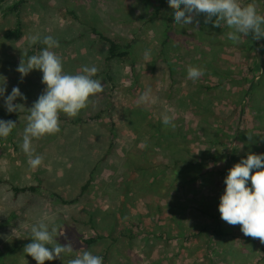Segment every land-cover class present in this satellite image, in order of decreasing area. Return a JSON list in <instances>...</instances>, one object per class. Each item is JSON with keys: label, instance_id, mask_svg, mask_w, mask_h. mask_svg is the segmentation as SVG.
I'll list each match as a JSON object with an SVG mask.
<instances>
[{"label": "rangeland", "instance_id": "rangeland-1", "mask_svg": "<svg viewBox=\"0 0 264 264\" xmlns=\"http://www.w3.org/2000/svg\"><path fill=\"white\" fill-rule=\"evenodd\" d=\"M16 1L9 0L7 3L10 5ZM239 2L241 4L254 2L258 13L264 15L263 0H239ZM137 5L140 6L135 0H26L19 13L23 36L15 42L1 39L3 31L7 27L14 26L15 17L11 15L4 17L0 9V76L6 77L7 81L4 96H0V119L7 120L8 118L9 112L5 108L4 99L11 94L13 87H19L21 93L27 98L21 100L18 97L14 101L17 104H23L25 109L15 112L17 116L13 118V121L17 126L9 136L0 137V250L5 243L14 245L16 240L24 244L31 243L30 229L41 221L48 223L50 228L52 226L58 228L56 242L61 245L71 243L74 250L71 255L74 258L84 251L104 257L102 251L105 245L110 244L109 239L103 240L92 250H86L80 238L84 235L93 236L95 233L107 234L108 226L112 225L113 236L111 237L117 239V242L114 250L103 258V264H109V262L111 264H210L208 258L211 252L209 250H216L223 246L225 249L228 246V239L221 241L213 239L214 242L216 241V246L211 243V248H207V238L204 235L198 241L194 238L185 239L186 224L183 220L187 218V215L178 212L179 214H171L170 218L169 211L163 207V204L158 206L153 201V197L144 198L150 205V208L146 207L143 203L136 202L133 196L126 197L122 189L121 192L117 189V184L107 180L112 174L109 164L113 163L122 169L123 150L129 149V145L134 144L127 139L128 137L133 141L135 137L127 132L123 120L120 121L119 110L127 104H136V101L128 91L132 78L129 63H112L110 73L112 79L107 80L104 75L107 68L103 62L106 46L92 35L91 28L99 27L114 34L115 37L126 38V40H130L131 35L137 32V38L134 39L139 42L137 47L140 49L135 60V70L140 72L141 81L149 89H157L161 86L160 79L165 82V77L161 74L162 70L158 69L162 63L158 65V68L156 67L152 75L146 70L153 64L154 52L163 38L165 20L158 19L141 25V21L137 18L141 15ZM131 8H133L132 18L134 19L127 22L128 17L125 13ZM165 10L167 9H162L161 13L164 14ZM203 17V14L194 17L193 24L176 23V27L168 31L169 37L174 41V48L170 55L175 58V66L183 68L182 71L187 70L190 65H198L200 60L204 59L200 50L207 51V42L213 39L209 38L203 43L195 42L198 38L192 30L200 27ZM217 29L218 33L222 32L224 25ZM224 30L226 33L223 36L216 33L211 34V37H218L221 44L216 45L212 51L213 54L208 55L207 71L229 67L233 71L232 74L241 80L246 74L248 76L259 74L260 71L250 69L255 66L257 59H261V52L255 47H250L251 34L247 37L239 34L241 36L239 43H233L227 37L231 29ZM35 34L41 37L51 35L59 42V47L52 50L61 57L65 73L77 74L83 66H96L101 74L94 79L102 81L104 91L91 97L88 106L82 109L76 117H69L61 112L58 133L45 135L39 139L33 138L34 155H41L43 162L38 168L32 169L27 162V155L21 148L27 124V115L21 112H28L27 109L32 107L46 85L42 83L43 73L41 71L33 70L21 80L16 68L22 58L25 40L29 41V37ZM191 41L193 43H190ZM212 44L214 46V43ZM194 60L198 63L194 64ZM180 75L181 72H178V77ZM254 77L255 81L256 75ZM188 80L183 82H189ZM2 82L0 78V83ZM240 82L239 84L234 83L235 86L227 84L217 89L214 87L215 80L197 79L195 90L201 94H194L192 89H189L188 93L192 94L193 99L202 100V104L198 103L197 107L191 104L190 107V101L186 98L171 109V114L177 117L179 128H182L188 136L185 138L186 136L182 134L176 137V141L180 144H186L182 149L188 160L191 158L189 156H193L197 162L202 160L205 166L203 172L212 173L206 176V185L202 189L187 190L184 197H181L182 191H180L177 197L175 196L185 205L186 213L190 212L188 204L192 198L220 201L223 193L219 188L223 186H221V176L218 173L226 164L228 158L224 154L228 148L232 152L230 168L239 163L242 158L246 159L250 152L264 153V80L254 89L252 98L244 99L242 96H244L243 89L245 90L246 85ZM136 93L135 89V96ZM108 97L113 101L115 108L113 119L109 120L103 116L100 120L82 123L85 118L103 108L109 100ZM233 100L237 102L242 100L241 105L244 107L238 108L231 103ZM211 104V114L208 112L206 119L214 125V128H216L215 122L219 123L217 128L222 127L223 134L229 139L224 142L223 146H209L211 137L201 134V130L197 133L195 129V124L200 122L199 120L204 117ZM110 121L116 123L119 136L113 140V148L107 155V161L99 166L109 144ZM248 136L252 139L248 140ZM206 149L210 151L206 152ZM214 153L217 156L213 157L216 155ZM200 157L205 159L200 160ZM152 162L166 164L168 160L157 155L155 161L153 159ZM95 166L99 167L95 169L93 175L89 176ZM164 167L160 166L159 169H166ZM87 180H89V187L84 196L73 205H61L59 202L52 201L48 193L44 194L40 189L44 187L49 192H55L71 200L78 195L80 187ZM30 184L37 185V191L21 195L12 201L10 185ZM248 186L251 187V181L248 182ZM186 198L188 201L185 200ZM165 200L168 202L169 198ZM10 213H14V216L8 220ZM210 214L213 215L212 210ZM101 216L103 217L102 223H99ZM218 216L220 218V213ZM198 218H201L200 215ZM224 224H226L225 229L231 230L232 227L229 224L227 225L225 221ZM127 233L131 234V238L126 237ZM183 233L185 235H181ZM234 235L240 236V233L234 232ZM232 238L229 244L231 242L235 244L237 253L232 260H239L242 264H258L256 261L262 255L261 250L264 249V243L258 239L255 246L245 243L238 245L236 239ZM46 247L51 248V245H46ZM20 253L18 262L20 259L23 262L21 264H37L23 250ZM71 255H63L62 259L44 263L67 264V258ZM110 256L111 260L108 258ZM230 259L231 257L228 258Z\"/></svg>", "mask_w": 264, "mask_h": 264}, {"label": "trees", "instance_id": "trees-1", "mask_svg": "<svg viewBox=\"0 0 264 264\" xmlns=\"http://www.w3.org/2000/svg\"><path fill=\"white\" fill-rule=\"evenodd\" d=\"M8 1L9 0H0V9L2 10L4 17L8 15L14 16L15 24L13 27L6 26L7 28L3 31L1 39L2 41L15 42L21 39V37L23 36V27L21 25V22L19 21V13L26 0H17L10 5H8ZM135 1L140 5L137 6L139 7L138 11L139 13L141 12V15L137 18L139 21H141V25H146L150 21L153 22L154 20L158 19L165 20L163 38L159 41L156 52H154L155 56L153 64L148 67V70H146L147 73H150V75H152V72L156 70V67L158 68V65L162 63L158 69L162 70L161 74L165 77V82L160 79V87H158L157 89H149V87L146 86L143 81H141L142 76L140 72H136L135 70V60L136 56L138 55V50L140 49L137 47L139 42L134 39L137 38V32L133 31L134 33L132 32L133 34L130 37L131 39L126 40V38L122 39V37H115L114 34L99 27L93 26L91 28L92 35L97 37V40L103 42L106 46L103 62L107 68V70L104 72L107 80L112 79L110 75V73L112 72V63H129L132 78L128 91L130 95H132V97H135L136 101V104H127L122 110L119 107V111L121 114L120 121L123 120L127 132H130L135 138H133L132 141L127 137L130 143L133 142L134 144H130L129 149L127 148V150H123L124 152L121 162L123 168L121 169L120 166L113 163L109 164V169L111 167L112 174L108 176L109 178L107 180L108 182L113 181L112 183L117 184V189L120 192L122 189L126 197L133 196L136 202H141L146 207L150 208V205L144 198L149 196L153 197V201L158 206L163 204V207H165V209L169 211L170 218L172 217L171 214L173 213L179 214L181 212L182 215H187V218L185 217V219L183 220L184 224H186L187 226V228L185 226V239L187 240L194 238L198 241L200 237L204 235V237L207 238L206 247L211 248V243H213V246H216V241L214 242L213 239H218L220 241L228 239V246L225 249L223 248V246L222 248L218 247L219 249L217 248L216 250H209L211 252L208 258L210 264H242V262L239 260H232V257H235L236 246L235 244H233V242L229 244V241H232V237H234L238 245L240 243H245L255 246V242L258 239L244 236V234L241 232V226L239 225H236L235 227L230 225L232 227L231 230L225 229L224 226H226V224H224V221L218 216V206L220 201H218L217 199L212 201L206 200L204 198H192V200H189L190 205L188 204V206H190V212L186 213L185 205H183V203L176 198V195H178L180 191H182L181 197H184L187 190H193L195 188L197 190L202 189L206 185V176H210V174L212 173L203 172L205 166L203 164L204 162L201 159L205 158L200 157L201 162H197L193 156H189L191 158H189L188 160L185 152L182 149L186 144H180L178 141H176V137H178V135L184 134L186 136L185 138H187L188 136L187 134H185L182 128H179L177 117L173 115V113L171 114V109H173V107H176L181 100L186 98L190 101V107L191 104L197 107V104H202L201 102L203 101L193 99L192 94L188 93V91H190L189 89H192L194 94L199 95L200 92L195 90L197 88V80L196 82H194L187 78V70L182 71L183 68L175 66V58H172V56L170 55L174 48V41L169 37L168 31H172L171 29L176 27V23L174 21L173 9L169 7L168 0ZM165 8L167 10H165L164 14H162V9ZM125 15L128 17L127 22L132 21L134 19L132 18L133 8L127 10ZM204 19L205 16L202 18L199 28H192L193 33L197 36L196 38H198L195 41L196 43H203V41L208 40L209 38H213L211 41L207 42V51L203 52L202 50H200V53L203 55L204 59L200 60V63L198 64L199 66L194 65L206 70L205 74L199 79L204 78L209 81V79L211 78L215 80L216 85L214 87L217 89H220V87H224V85L227 84L235 86L234 83L239 84V82L242 81V84L244 85L245 83L246 85L245 90L243 89V99L246 97L252 98L254 89L259 86V84L264 80V37H262L260 40H253L252 35L250 37V47H255L256 49H258V51L261 52V59L256 60V64L253 67L254 69L250 68L251 71H260L259 74H255L257 78L255 81V75L248 76L246 74L243 80L237 78L232 74L233 71L229 67H225L222 70L216 68L208 72L207 57L212 53L216 45L221 44V41L217 39L218 37H211V34L216 33L217 35L223 36L224 33H226L224 29L228 27L226 24H222L224 25V29L222 32L218 33L217 27H214L211 23L205 24ZM202 30L205 33H203ZM25 41L26 43L24 44V50L22 53V59L25 60V62L27 61L29 56L38 55L40 51H42L46 47L40 42H37L36 44L30 46L29 41ZM190 43H193V41H191ZM212 43H214V46ZM193 63L196 64L198 62L194 60ZM164 67L165 70H163ZM178 72H181V75L179 77ZM99 74H101L100 70H98V73L95 77H97ZM186 78L189 79V82H183L187 80ZM182 83H184V85ZM135 89L137 90L136 96L134 95ZM148 90H150V100L148 102H142L140 100V97ZM189 95H191L192 97H190ZM108 99L109 100H107V103L103 108L98 110L97 113L85 118L82 123L100 120V118L103 116H105L109 120H112L114 117L115 108L110 97H108ZM241 101L242 100L237 102L236 100H233L231 103H234L235 106L241 109L244 107L243 105H241ZM211 109L212 104L209 105L207 113L203 118H201V120H199L200 122H197V124H195V129L197 133L201 130V134L211 137L209 138V142L211 143L209 144V146H223L224 142L229 141V139L225 134H223L222 127L220 128L219 126V128H217L219 123L215 122L216 128H214V125L209 123V120L206 119L208 117V112L210 113ZM21 113L29 115V112ZM165 114L173 118L171 124L165 125L162 122V116ZM16 116L17 113L15 112L9 113L7 120L13 121V118H15ZM62 120L64 119L62 118ZM110 122L111 132L108 135V151H105L104 157H102V160L99 162V166L107 161V155L113 148V140L119 136L118 128H116V123L113 121ZM172 124H174L175 127H173ZM210 127L212 129H210ZM192 133L195 134L194 131H192ZM145 137L148 138L145 139ZM216 140L218 141L215 142ZM207 151L210 150L206 149V152ZM157 155H159L161 158H166L168 162L166 164H163V162H152L153 159L155 161ZM224 155L228 159L226 160L224 168L221 169L218 173V175L221 176L220 183L223 187H220L219 189H221L222 193H224V190L226 188L224 179L228 174V170L230 169L232 161L230 156L232 155L231 150H229L228 148ZM215 156H217V154L213 157ZM160 166H165L164 168L166 169H159ZM98 167L95 166L94 170H91L89 176L93 175V172ZM109 171L111 173V170ZM88 187L89 180L82 184L78 195L71 200L65 199L55 192H49L44 187L39 188L44 192V194L48 193L47 195L53 199L52 201L59 202V204L61 205H73L80 201ZM9 188L12 193V201H15L21 195L34 193L35 191H37L38 186L32 184L22 186L10 185ZM166 198H169L168 202L165 200ZM185 200H187V198ZM211 210L213 215L210 214ZM158 211L159 210H157V212ZM151 213H153V210H151ZM199 215L201 218H203V220H201V218H198ZM13 216L14 213H10L7 219H10V217L13 218ZM90 217L94 222L91 213ZM102 219V216L99 217V223H102ZM6 220L5 224L8 221ZM89 222L91 223L90 220ZM91 227L94 226L91 225ZM108 227L109 229H107V234L95 233V235L93 236H81L82 238L80 239L85 246L84 249L92 250V248L94 249L96 245L101 244L103 240L109 239L110 244L105 245L104 250L102 251L104 253L103 258H106L105 255H109V253L114 250L115 243L117 242V239L111 237L113 236V228H111L112 225H109ZM192 231L196 232L194 233ZM234 232L240 233V236H235ZM127 234L128 235H126V237L131 238V234ZM181 235L185 234L183 233ZM28 243L29 242H26L24 244L18 240L15 241L14 245L11 243H5L6 245L4 244V246L0 250V264L23 263L20 259L18 262V256H21L20 252ZM18 251L20 252L18 253ZM261 253L262 255L260 256V258H257L258 260L256 261L258 262V264H264V249L261 250ZM229 257H231L230 260H228ZM108 258L109 260H111V256ZM69 259H74V256L71 255V257L67 258V261ZM109 264L111 263L109 262Z\"/></svg>", "mask_w": 264, "mask_h": 264}, {"label": "clouds", "instance_id": "clouds-1", "mask_svg": "<svg viewBox=\"0 0 264 264\" xmlns=\"http://www.w3.org/2000/svg\"><path fill=\"white\" fill-rule=\"evenodd\" d=\"M168 4L173 9L174 21L177 24H193L194 17L204 14L205 24L211 23L214 27L226 24L231 29L227 37L233 43H239V34L245 37L251 34L253 40L264 37V15L258 13L254 2L241 4L239 0H168ZM37 42L46 47L38 55L29 56L26 62L21 58L16 68L21 80L33 70L41 71L42 83L46 85L32 107L27 109L29 115L26 117L27 124L21 144L32 169L38 168L43 162L41 155H34L33 138L39 139L58 133L61 112L69 117H76L88 106L91 97L104 91L102 81L93 78L98 73L96 66H83L77 74L65 73L61 57L52 50L59 47V42L51 35L41 38L39 34H35L29 37L30 46ZM204 74L205 69L188 66L189 79L195 81ZM0 78L3 80L0 83V96H4L7 81L6 77ZM18 97L21 100L27 99L19 87H13L11 94L5 97L4 104L9 113L25 109L23 104L14 103ZM140 100L148 102L150 90L143 93ZM172 119L167 114L162 116L165 125L171 124ZM16 126V122L12 120L0 119V137H8ZM172 126L175 127L174 124ZM251 139L252 137L248 136V140ZM249 181L251 187L248 186ZM224 183L226 188L218 206L220 218L231 226L240 225L244 236L257 238L264 243V153L250 152L246 159L242 158L228 170ZM30 232L32 242L25 245L23 251L37 264L62 259L63 255H71L74 252L71 243L61 245L56 242V226L50 228L48 223L41 221L34 224ZM46 245H51V248ZM67 264H103V257L84 251L74 259H69Z\"/></svg>", "mask_w": 264, "mask_h": 264}]
</instances>
